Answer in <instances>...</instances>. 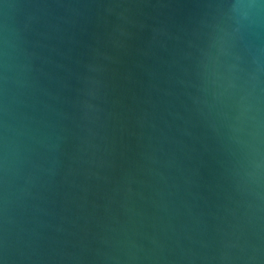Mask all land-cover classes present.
<instances>
[{
	"label": "water",
	"instance_id": "1",
	"mask_svg": "<svg viewBox=\"0 0 264 264\" xmlns=\"http://www.w3.org/2000/svg\"><path fill=\"white\" fill-rule=\"evenodd\" d=\"M0 264H264V0H0Z\"/></svg>",
	"mask_w": 264,
	"mask_h": 264
}]
</instances>
